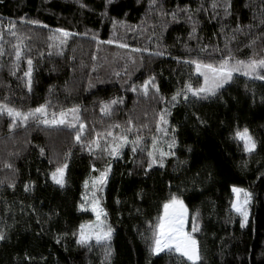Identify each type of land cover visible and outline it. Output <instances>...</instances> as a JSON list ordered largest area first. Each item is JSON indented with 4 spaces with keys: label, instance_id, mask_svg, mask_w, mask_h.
Masks as SVG:
<instances>
[{
    "label": "trees",
    "instance_id": "obj_1",
    "mask_svg": "<svg viewBox=\"0 0 264 264\" xmlns=\"http://www.w3.org/2000/svg\"><path fill=\"white\" fill-rule=\"evenodd\" d=\"M159 2L166 11L186 5L195 10L202 0ZM81 3L85 7H81ZM203 3L208 12L196 14L195 35L203 44L220 48H224L225 36L231 38L238 23L241 26L259 24L264 9L261 0H232V15L224 17L223 10L219 9L220 19L217 20L211 15L212 0H203ZM21 18L39 20L41 25L48 26H22L31 36L28 47L32 49L36 69L33 90L29 93L25 82L18 78L27 70L26 59L21 61L16 75H12V58L5 55L0 58V101L8 97L11 105L24 111L46 100L53 105L49 112L79 105L82 120L89 130L95 127L102 131L116 122L123 125L130 116L137 125H149L142 130V135L150 148L152 137L158 135L155 113L164 105L125 91L122 84L129 75L130 84H142L144 79L155 75L161 94L170 98L191 71L173 57L183 59L187 47H197V40L189 39L192 23L184 15L173 20L170 15L150 12L149 0L0 2L3 23L7 24L9 19L19 22ZM113 20L117 22L115 36L120 42H126L128 49H120L116 43L98 45L91 39L93 34L102 41L112 38ZM56 28L77 35L69 40L64 55H57L53 49L49 57L47 38ZM258 34L259 31L253 29V35ZM251 38L238 33L233 40L231 46L238 59L252 56L254 50L245 47ZM237 44L239 50H236ZM133 48L147 51L133 53ZM157 51L164 54L152 55ZM255 51L264 54V46L259 41ZM40 52L44 53L43 58ZM129 56L135 57V64L128 61ZM116 72H120L121 77H117ZM193 82L197 83L195 79ZM261 94H264V81H252L235 73L233 81L221 91L220 99L191 106L181 103L171 110L169 121L177 128V147L176 156L167 160L166 168L154 167L146 175L140 167L142 157L146 161V154L137 155L134 161L130 147L124 149L122 158L113 161L109 183L99 194L101 206L108 213L106 222L114 228L111 264H149L140 232L162 211L169 184L172 191L178 186L186 187L183 198L190 215L197 209L201 213L199 222L203 230L194 235L200 243L204 264H264V104L260 103ZM117 96L124 98V104L116 106L111 119L102 121L101 101ZM193 112L203 117L206 125H199ZM9 123L6 115L0 116V229L7 235L6 240L0 241V264H29L27 256L34 258L31 264H102L104 249L95 241L91 242V249L78 246L73 232L78 233L81 223L92 220L91 212L77 208L84 191L83 182L98 175L92 172L93 164L103 169L107 161L93 160L86 149L75 145L74 133L68 129H45L30 121L26 128L10 132ZM237 126H247L253 133L258 142L254 154H245L242 146L238 147L229 139L230 132ZM115 131L118 133L119 129ZM86 137L91 139L87 132ZM189 147L192 151H188ZM41 148L45 150L44 155ZM69 150L72 155L68 160L67 186L60 189L52 183L50 172L57 162H64ZM6 164L11 167H5ZM144 167H147L146 162ZM32 182L35 187L25 192V184ZM10 183L14 187H9ZM233 185L253 194L248 206L249 222L243 229L240 217L230 211ZM188 230L191 231L190 219ZM64 233L67 235L63 236ZM57 235L62 236L59 244ZM151 261L152 264H180L175 254L171 257L161 254Z\"/></svg>",
    "mask_w": 264,
    "mask_h": 264
},
{
    "label": "snow or ice",
    "instance_id": "obj_2",
    "mask_svg": "<svg viewBox=\"0 0 264 264\" xmlns=\"http://www.w3.org/2000/svg\"><path fill=\"white\" fill-rule=\"evenodd\" d=\"M189 2L191 3V0ZM261 4L264 5V0H261ZM81 7H85V5L81 3ZM210 7L213 19H220L219 9L223 10L224 17L232 15V0H212ZM149 11H154L160 16L170 15L173 20H177L180 15H184L187 21L193 25L192 31L189 33V39L195 38L197 40V47H187L183 59L173 57L178 64L189 67L191 71L188 79L183 82L182 86L177 88L170 98L161 94V88L155 75H150L147 79H144L142 84H130L131 76L129 75L128 79L124 80L122 84L125 91H131L138 97L142 96L145 99L156 101L159 105H164L155 113V131L158 135L152 137L150 148L147 147V141L142 135V130L149 128V125L145 123L137 125L130 116L123 125L116 122L110 124L102 131L97 130L95 127L89 130L82 120V108L79 105L66 109L61 108L58 112L55 110L49 112L53 105L50 100H46L45 103L24 111L11 105L8 97H5L4 101H0V116L6 115L9 118L8 128L10 132L17 128H26L29 126L30 121L36 123L37 126H43L45 129H68L74 133L75 145L79 146L81 150L86 149L93 160L105 159L107 161L103 169H98L95 164L92 165V172H98V175H93L90 179L84 180V191L80 196L81 203L77 205L79 211L86 212L90 210L95 216V221L81 223L78 233L73 232L78 246L91 249V242L94 240L97 246L104 249L102 264H111L113 255L111 240L114 228L106 222L108 213L101 206L99 194L103 193L104 188L109 183L110 174L113 170V161L122 158L124 149L130 147L134 161L137 155L146 154V161L142 157L140 163V167L143 168L146 175L154 167L166 168L167 160L176 156L177 128L172 126L169 121L173 108L181 103L191 106L200 101L220 99L221 91L233 81L235 73H239L252 81H264V54H258L255 51L258 41L261 46H264V31H261V29H264V9L261 10L259 24L241 26L238 23L236 28L232 30L231 38L225 36L224 48H220L218 45L203 44L200 38L195 35L196 14L208 12L203 0L195 10L186 5L183 8L177 6V8L170 11H166L159 0H149ZM256 19L257 16L254 14L253 20L255 21ZM116 24L117 22L113 20L114 35L112 38L102 41L93 34L91 39L95 40L98 45L116 43L118 48L128 49L129 45L126 42H120L119 38L115 36ZM26 25L48 27L47 25H41V22L35 19L21 18L19 22L9 19L7 24L0 20V58L5 55H9L12 58V75H16L21 67V61L26 59L27 70L23 72V77L18 78L25 82L28 92L31 93L34 86L33 73L36 69L32 57V49L28 47L31 36L22 30V26ZM121 26H123V22H121ZM253 29L259 31V34L253 35ZM223 32L224 29L222 28L221 33L223 34ZM238 33L252 36L248 44L245 45V47L254 50L252 56L248 59H238L231 46ZM75 35L77 34L64 28H56L47 38L49 41L47 45L48 56L51 57L53 55V49L56 50L57 55H64L65 47ZM5 45H8V48ZM236 50H239V44L236 45ZM131 51L133 53H143L147 49L133 48ZM163 54L159 51L152 53V55L157 56ZM43 56L44 53L40 52V57L43 58ZM95 59L96 57L93 56V60ZM128 61L132 64L136 63L134 56H129ZM125 74L127 75V69H125ZM115 75L121 77L120 72H116ZM201 78L202 82H199ZM194 79L197 83L193 82ZM89 86L92 87L91 83ZM49 91L51 92L52 89L50 88ZM255 98V92H253L254 103ZM260 103L264 104V94H261ZM122 104H124V98L119 96L106 102L101 101V120L103 121L105 118L111 119L116 111V106ZM192 115L199 125H206L207 121L203 117L195 112ZM116 129H119L118 133L115 131ZM86 132L91 136V139L86 137ZM229 139L236 142L238 147L242 146L245 154L252 155L257 150L258 142L247 126L243 128L237 126L230 132ZM40 151L41 155L45 154L43 148ZM188 151H192L191 147L188 148ZM71 155L72 152L69 150L65 154L64 162L62 164L57 162L55 169L50 172L52 183L60 189H64L67 186L66 173L69 168L68 160ZM145 162L147 167H144ZM180 163H186V161H181ZM5 167L10 168L11 165L6 164ZM177 167H179V164ZM129 175H132V173L130 172ZM198 175L199 173H197ZM209 176H211V173H209ZM193 184L195 186V180H193ZM9 187H14V184L10 183ZM34 187L35 182L26 183L24 190L28 192ZM171 187V184H169V194L162 204V211L155 218L148 221L145 231L140 232V236L146 244L149 264H152V257H161V254H168L170 257L175 254L180 264H204L200 243L194 235L203 230L199 222L201 213L197 209L190 215L183 198L184 192L188 190L186 187L181 188L178 186L176 191H172ZM231 192L234 199L230 202V211L240 217V227L243 229L249 222L248 206L253 194L235 185L231 187ZM138 195L142 196V193H138ZM117 203L119 204L120 201L117 200ZM139 211L137 209V212ZM189 219L191 220V231L186 230V224ZM39 222L37 220V223ZM137 230L139 231V229ZM62 235L66 236L67 233ZM6 239V232L0 229V241ZM61 239L62 236L57 235L56 243L59 244ZM26 259L31 264L34 258L27 256Z\"/></svg>",
    "mask_w": 264,
    "mask_h": 264
},
{
    "label": "rangeland",
    "instance_id": "obj_3",
    "mask_svg": "<svg viewBox=\"0 0 264 264\" xmlns=\"http://www.w3.org/2000/svg\"><path fill=\"white\" fill-rule=\"evenodd\" d=\"M248 210H249V207H248ZM89 212H91L90 210H89ZM91 214H92V220H90V221H95V216H94V214L91 212ZM90 221H87V222H84V223H88V222H90ZM188 226H189V221H188V223L186 224V230L187 231H189L188 230ZM94 241V240H93Z\"/></svg>",
    "mask_w": 264,
    "mask_h": 264
}]
</instances>
